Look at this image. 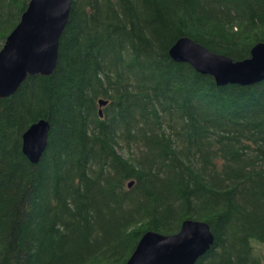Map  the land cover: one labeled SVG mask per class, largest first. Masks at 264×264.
Returning <instances> with one entry per match:
<instances>
[{"label":"trees","instance_id":"1","mask_svg":"<svg viewBox=\"0 0 264 264\" xmlns=\"http://www.w3.org/2000/svg\"><path fill=\"white\" fill-rule=\"evenodd\" d=\"M28 2L0 0V48ZM181 37L244 60L264 0H71L54 72L0 99V264H124L185 219L214 236L196 264H261L264 81L217 86L170 58Z\"/></svg>","mask_w":264,"mask_h":264},{"label":"water","instance_id":"2","mask_svg":"<svg viewBox=\"0 0 264 264\" xmlns=\"http://www.w3.org/2000/svg\"><path fill=\"white\" fill-rule=\"evenodd\" d=\"M71 0H29L18 24L0 48V99L13 95L27 77L50 76L56 67L59 39L68 23ZM170 58L213 78L217 86H249L264 81V42L248 58L233 61L188 37L170 47ZM99 106L107 101L99 100ZM102 117V110H99ZM50 125L39 120L22 134V153L36 164L47 146ZM133 182L128 184L131 187ZM214 243L207 223L185 219L171 235L145 232L124 264H196Z\"/></svg>","mask_w":264,"mask_h":264},{"label":"rangeland","instance_id":"3","mask_svg":"<svg viewBox=\"0 0 264 264\" xmlns=\"http://www.w3.org/2000/svg\"><path fill=\"white\" fill-rule=\"evenodd\" d=\"M119 154H122L124 157L127 156L126 153L121 152L120 150L118 151ZM255 254L257 255V257L260 259V263L264 264V245H255Z\"/></svg>","mask_w":264,"mask_h":264}]
</instances>
